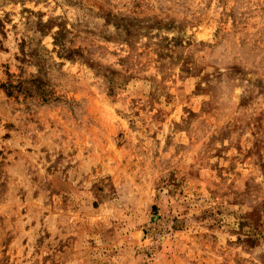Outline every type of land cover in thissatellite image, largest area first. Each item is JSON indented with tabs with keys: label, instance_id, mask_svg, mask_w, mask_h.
Instances as JSON below:
<instances>
[{
	"label": "rangeland",
	"instance_id": "rangeland-1",
	"mask_svg": "<svg viewBox=\"0 0 264 264\" xmlns=\"http://www.w3.org/2000/svg\"><path fill=\"white\" fill-rule=\"evenodd\" d=\"M0 264H264V0H0Z\"/></svg>",
	"mask_w": 264,
	"mask_h": 264
}]
</instances>
